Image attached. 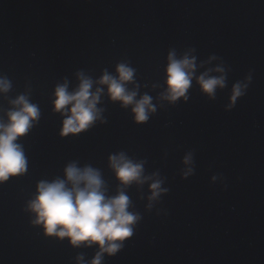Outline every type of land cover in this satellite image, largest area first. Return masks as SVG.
<instances>
[{"label": "water", "instance_id": "1", "mask_svg": "<svg viewBox=\"0 0 264 264\" xmlns=\"http://www.w3.org/2000/svg\"><path fill=\"white\" fill-rule=\"evenodd\" d=\"M169 53L195 59L186 100L162 99ZM122 63L135 70L128 90L152 98L146 122L95 83ZM205 72L225 78L213 99L197 83ZM78 73L103 88V111L62 137L54 91L74 90ZM0 77L11 83L0 119L21 94L40 112L17 141L26 172L0 183V264H91L97 245L46 236L27 205L70 163L99 170L116 195L109 157L121 152L152 179L123 188L140 219L102 264H264V0H0ZM237 82L247 88L229 108ZM154 180L167 191L150 200Z\"/></svg>", "mask_w": 264, "mask_h": 264}, {"label": "clouds", "instance_id": "2", "mask_svg": "<svg viewBox=\"0 0 264 264\" xmlns=\"http://www.w3.org/2000/svg\"><path fill=\"white\" fill-rule=\"evenodd\" d=\"M194 69V58L185 55L177 59L175 53H169L165 70L167 90L162 99L175 102L184 97L186 100L185 93L191 86ZM134 71L122 63L117 65L115 76L105 72L95 83L106 86L112 101H119L122 107L131 105L134 120L143 123L150 113L155 112V107L147 94L136 99L137 92L128 90L127 84L133 81ZM209 71L222 73L224 70L218 67ZM77 75L79 84L74 90L69 91L65 82L57 85L54 91L53 110L64 117L62 137L87 130L101 119L103 111L97 108L103 88L96 87L92 91L94 81L83 73ZM197 83L201 91L213 99L216 89L225 86V78L223 75L209 76L205 72L197 78ZM10 88V81L0 77V93H7ZM246 88L247 84L240 82L233 86L229 108L244 95ZM10 104L12 107L6 113V121L0 119V183L26 172L27 160L22 145L17 141L27 134L40 115L38 106L31 103L27 95H19ZM190 162L191 154L184 159L185 164ZM109 165L122 185L114 196L106 195L107 189L99 170L91 166L80 168L76 163H70L64 169V179L40 181L35 197L27 205V210L35 217L32 223L42 227L46 236L68 238L73 247L97 245L99 250L91 264H102L104 254L113 256L121 250L140 219L138 214L128 210L130 200L123 188L133 182L143 184L152 179L143 175V161L134 162L122 152L111 155ZM191 172L189 168L185 176ZM161 184V180L150 184V200L167 191L161 188Z\"/></svg>", "mask_w": 264, "mask_h": 264}]
</instances>
